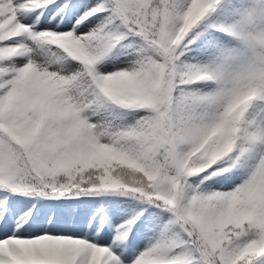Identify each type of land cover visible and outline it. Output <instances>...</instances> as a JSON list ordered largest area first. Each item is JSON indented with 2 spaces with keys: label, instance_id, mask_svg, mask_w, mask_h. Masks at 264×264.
<instances>
[{
  "label": "snow or ice",
  "instance_id": "6c2138e0",
  "mask_svg": "<svg viewBox=\"0 0 264 264\" xmlns=\"http://www.w3.org/2000/svg\"><path fill=\"white\" fill-rule=\"evenodd\" d=\"M0 264H264V0H0Z\"/></svg>",
  "mask_w": 264,
  "mask_h": 264
}]
</instances>
